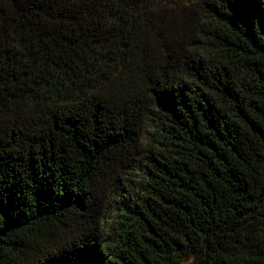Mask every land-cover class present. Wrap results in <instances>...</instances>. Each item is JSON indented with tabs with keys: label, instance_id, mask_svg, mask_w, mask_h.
Listing matches in <instances>:
<instances>
[{
	"label": "trees",
	"instance_id": "1",
	"mask_svg": "<svg viewBox=\"0 0 264 264\" xmlns=\"http://www.w3.org/2000/svg\"><path fill=\"white\" fill-rule=\"evenodd\" d=\"M0 264H264V0H0Z\"/></svg>",
	"mask_w": 264,
	"mask_h": 264
}]
</instances>
